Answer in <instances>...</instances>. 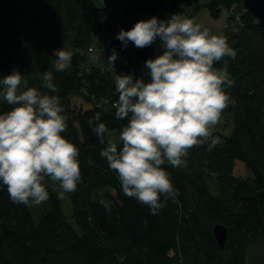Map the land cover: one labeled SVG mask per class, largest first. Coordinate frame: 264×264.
I'll return each instance as SVG.
<instances>
[{
  "label": "trees",
  "instance_id": "trees-1",
  "mask_svg": "<svg viewBox=\"0 0 264 264\" xmlns=\"http://www.w3.org/2000/svg\"><path fill=\"white\" fill-rule=\"evenodd\" d=\"M190 0H0V77L18 70L29 86L38 74L52 71L67 116L62 135L79 150L81 182L58 198V183L47 181L49 199L36 209L11 202L0 187V264H264V27L241 0H208L212 16L222 9L234 26L223 34L236 58L225 57L235 104L227 134L213 130L218 144L189 150L187 167L165 165L179 195L161 202L157 214L123 194L116 172L109 169L101 144L88 124L96 112L118 142L126 121L115 118L118 93L115 73L149 79L145 61L161 53L157 42L124 47L116 36L137 21L166 20ZM92 48V50L89 49ZM115 50L112 65L97 60L102 49ZM72 52L69 69L56 72L54 50ZM95 57V59H94ZM126 61L127 64L124 63ZM0 102V112L10 110ZM242 163L249 177L234 174ZM111 202V211L99 201ZM65 201V205L63 202ZM70 209V219L64 215ZM227 228L221 249L215 224ZM261 244L259 256L250 246Z\"/></svg>",
  "mask_w": 264,
  "mask_h": 264
},
{
  "label": "clouds",
  "instance_id": "clouds-1",
  "mask_svg": "<svg viewBox=\"0 0 264 264\" xmlns=\"http://www.w3.org/2000/svg\"><path fill=\"white\" fill-rule=\"evenodd\" d=\"M116 38L124 47L131 42L145 48L157 42L161 53L145 61L149 79L115 73L118 93L115 118L126 121L118 142L105 140L108 132L96 112L88 124L101 144L109 169L116 172L123 194L157 214L165 200L179 195L165 165L187 167L189 150L219 142L213 130L223 111L235 101L226 90L233 86L225 57L236 58L223 34H212L194 19L172 14L166 20L152 17L137 21ZM54 69L70 68L72 52L56 49ZM115 50L107 57L112 65ZM95 59V57H94ZM40 86H29L18 70L0 77V102L11 106L0 112V187H6L12 203L39 206L49 199L47 181L58 183V198L76 191L81 182L79 150L62 133L67 116L61 105L52 71L38 74ZM111 211V202L101 199Z\"/></svg>",
  "mask_w": 264,
  "mask_h": 264
},
{
  "label": "rangeland",
  "instance_id": "rangeland-1",
  "mask_svg": "<svg viewBox=\"0 0 264 264\" xmlns=\"http://www.w3.org/2000/svg\"><path fill=\"white\" fill-rule=\"evenodd\" d=\"M169 1L170 0H166V2ZM207 1L208 0H190L189 2L182 3L178 9L173 10L171 12V15L176 13L188 18H192L197 23H200L203 27L209 29V31L212 34L220 32L222 29L226 28L227 25H230L231 27L234 26V23L237 21L236 17H234L233 20H228L227 19L228 12L225 9H222L218 16H212L205 5ZM109 55H111V50L109 47H106L102 49L100 55L97 56L98 57L97 60L100 61L102 60L103 62L108 63L107 57ZM52 60L55 61V57L53 54H52ZM230 125H231V118L227 112L223 111L221 115L220 123L215 127L214 130H217L221 134H227ZM234 174L244 178L251 176L249 170L240 162L236 163ZM63 204L65 205V201L63 202ZM33 206L36 209L41 208V205L39 206L33 205ZM63 211L65 217L67 219H70L69 207L64 206ZM262 251L263 248L259 243L250 246L249 249L250 256H259Z\"/></svg>",
  "mask_w": 264,
  "mask_h": 264
},
{
  "label": "water",
  "instance_id": "water-1",
  "mask_svg": "<svg viewBox=\"0 0 264 264\" xmlns=\"http://www.w3.org/2000/svg\"><path fill=\"white\" fill-rule=\"evenodd\" d=\"M241 5L245 10L250 11L264 27V0H241ZM213 235L218 246L222 249L227 237V228L217 223L213 227Z\"/></svg>",
  "mask_w": 264,
  "mask_h": 264
},
{
  "label": "built area",
  "instance_id": "built-area-1",
  "mask_svg": "<svg viewBox=\"0 0 264 264\" xmlns=\"http://www.w3.org/2000/svg\"><path fill=\"white\" fill-rule=\"evenodd\" d=\"M89 49H90V50H92V48H91V47H89ZM124 63H125V64H127V63H126V61H124Z\"/></svg>",
  "mask_w": 264,
  "mask_h": 264
}]
</instances>
